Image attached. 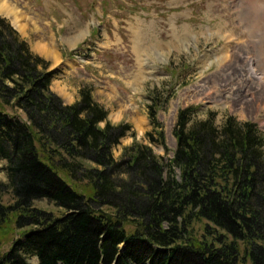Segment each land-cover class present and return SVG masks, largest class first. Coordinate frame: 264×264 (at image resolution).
Returning <instances> with one entry per match:
<instances>
[{"label":"trees","instance_id":"1","mask_svg":"<svg viewBox=\"0 0 264 264\" xmlns=\"http://www.w3.org/2000/svg\"><path fill=\"white\" fill-rule=\"evenodd\" d=\"M49 68L0 17V264H264L255 125L228 118L218 129L214 116L191 125L198 109H186L169 163L136 142L117 161L130 127L111 125L90 88L65 106ZM158 136L149 137L165 146ZM43 201L62 214L37 208Z\"/></svg>","mask_w":264,"mask_h":264},{"label":"rangeland","instance_id":"2","mask_svg":"<svg viewBox=\"0 0 264 264\" xmlns=\"http://www.w3.org/2000/svg\"><path fill=\"white\" fill-rule=\"evenodd\" d=\"M2 2L13 12L0 9V17L49 64L51 91L65 106L79 102L81 91L90 88L111 125L130 127L113 150L117 161L136 142L169 163L177 149L179 113L190 108L198 109L191 125L214 116L220 129L232 118L255 125L264 137V112L258 107L264 99V0ZM156 96L165 146L149 137L157 139L161 131L149 119ZM6 166L0 161L4 183ZM36 207L62 214L45 201Z\"/></svg>","mask_w":264,"mask_h":264},{"label":"bare ground","instance_id":"3","mask_svg":"<svg viewBox=\"0 0 264 264\" xmlns=\"http://www.w3.org/2000/svg\"><path fill=\"white\" fill-rule=\"evenodd\" d=\"M0 9L3 11V12H6L7 14H9V13H11V12H13V10L11 11V9H10V7L9 6H7L5 3H0ZM49 50V52L50 53H52L53 54V52L50 50V49H48ZM251 70V73L253 72L255 75H256V70L255 69H253V68H250ZM252 78V77H251ZM258 107H259V111H261V112H264V99L263 100H261V102L259 101V104H258ZM119 117H120V115H119Z\"/></svg>","mask_w":264,"mask_h":264}]
</instances>
